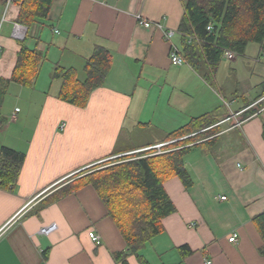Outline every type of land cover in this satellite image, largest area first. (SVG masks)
I'll list each match as a JSON object with an SVG mask.
<instances>
[{"label":"crops","instance_id":"0c3cea01","mask_svg":"<svg viewBox=\"0 0 264 264\" xmlns=\"http://www.w3.org/2000/svg\"><path fill=\"white\" fill-rule=\"evenodd\" d=\"M184 2L53 0L47 19L29 31L26 43L41 50L45 60L31 92L19 89L21 105L9 116L2 115L0 134L16 133L11 136L14 143L6 135L0 145L22 151L25 157L13 189H0V264H117L112 253L124 250L125 242L90 185L45 205L44 200L80 177L82 170L112 155L144 147L154 149L152 154L180 148L164 147L184 137L161 141L205 113L219 119L213 125L219 130L208 137L214 142L207 151L195 146L184 156L193 180L190 187L177 176L163 183L176 211L162 219L163 232L145 245L142 254L151 264H264L258 252L262 239L252 222L264 212L261 110L244 119L241 112L238 118L243 109L236 90L228 98L221 93L217 72L209 82L187 62L172 65L170 43L158 29L136 20L139 14L178 31ZM2 12L0 2V20ZM17 12L18 7L11 5L0 23L4 79L10 78L20 48L10 36ZM171 43L181 52L179 31ZM97 45L111 57L103 85L91 91L84 107L60 100L61 81L52 79L55 65L72 67L83 79L85 59ZM236 57L223 56L231 61ZM258 76L259 83L264 72ZM155 128L163 130L161 139L134 141L137 132ZM158 144L162 145L157 148ZM52 222L55 231L38 232ZM89 231L98 234L99 244ZM232 232L237 233L235 242L228 240ZM182 244L193 252L182 257L177 250ZM127 261L137 264L134 256Z\"/></svg>","mask_w":264,"mask_h":264},{"label":"trees","instance_id":"16d2710c","mask_svg":"<svg viewBox=\"0 0 264 264\" xmlns=\"http://www.w3.org/2000/svg\"><path fill=\"white\" fill-rule=\"evenodd\" d=\"M52 1L14 0L18 7L15 21L26 26L27 32L25 38L19 41L20 48L10 78L0 77V130L5 122L1 106L9 84L31 88L36 83L45 55L37 47L28 46L26 39L33 26L47 19ZM209 25L211 28L207 29ZM178 31L182 36L181 54L184 59L205 80L211 82L225 51L241 57L245 55L248 45L254 43L258 46L260 56L264 39V0H185ZM189 36L193 38L191 43L187 42ZM110 65L109 51L98 45L85 59L83 79L77 77L74 68L56 64L52 79L61 81L57 97L72 105L84 107L91 91L103 85ZM256 87L258 92L253 98L241 95L239 109H245L241 113L242 119L261 110L264 139V78ZM218 120L211 113L192 117L184 125L168 132L161 141L184 137L164 147L180 148L159 154H152L154 149H150L134 154L135 159L82 174L44 200L43 205L81 186L90 185L125 242L124 250L112 253L114 261L117 264H129L127 258L134 256L137 264H151L142 250L156 235L163 232L162 219L176 211L163 183L177 176L185 188L193 184L184 166V156L195 146L207 151L215 139L208 137L219 130L218 126H213ZM24 157L22 151L0 145V189H13ZM252 222L262 239L258 252L264 256V212L255 215ZM177 250L182 257L193 252L186 244L178 246Z\"/></svg>","mask_w":264,"mask_h":264},{"label":"rangeland","instance_id":"374dc122","mask_svg":"<svg viewBox=\"0 0 264 264\" xmlns=\"http://www.w3.org/2000/svg\"><path fill=\"white\" fill-rule=\"evenodd\" d=\"M258 50V46L254 43H250L246 49V54L241 57H236L235 61L227 60L226 58H222V61L217 69V79L218 83L222 84V95L229 98V92L232 90H236L237 99L240 101L241 95H250V97H254L255 95V83H258L259 76L262 72H264V56L260 55L259 59H256L258 61H255V55ZM257 56V55H256ZM186 61V60H185ZM186 63V62H185ZM260 71H262L260 73ZM15 86V87H13ZM216 89L219 91V86L214 85ZM24 88L27 92H31V88H26L23 86H20L18 84L12 83V86H9L7 89V92L5 94L2 106H1V114L3 116H9L11 111L13 110L14 106L21 105L20 101L18 102L17 99L21 98L19 89ZM250 94H247V93ZM264 98V97H263ZM261 98V100L263 99ZM25 100V98L22 99V101ZM18 102V103H17ZM14 117V113H12ZM228 113L226 114V116ZM238 115L239 118V114ZM241 116V115H240ZM16 131H11L6 133L0 134V143L4 141V137H6L10 142L14 143L15 140H13L14 137L11 138L12 135L15 136ZM164 136V132L160 128L151 129L148 131H139L137 132V137H135L134 141H140L144 139L147 140H154V139H161ZM11 139H10V138ZM152 148L150 147H144L141 150H132L127 151L121 154L112 155L108 158L103 159L100 162H97L96 164L82 170L80 174H86L89 172H92L98 168L105 167L108 165H112L114 163H118L121 161H128L131 159H135L136 157L134 154H137L139 152L147 151ZM122 158V159H121ZM99 166V167H96Z\"/></svg>","mask_w":264,"mask_h":264},{"label":"built area","instance_id":"2783aa9c","mask_svg":"<svg viewBox=\"0 0 264 264\" xmlns=\"http://www.w3.org/2000/svg\"><path fill=\"white\" fill-rule=\"evenodd\" d=\"M0 2L3 4V12L1 15V20H0V23H1V22L6 20V15L8 13L9 7L14 4V0H0ZM136 20H137L138 24L143 26V27L158 29L161 32L163 39L170 43L169 60H170V63L172 65H182L186 62L183 55L179 51V49L176 47V45L171 43V39L174 37V35L176 33H178L177 30L167 28L163 24H161L160 22L148 20L139 14L136 15ZM210 28L211 27L209 25L207 27V29H210ZM26 32H27L26 26L18 23L15 20L11 22V31H10L11 38H13L14 40H17V41H21L25 38ZM192 39L193 38L191 36H189L187 39V42L188 43L191 42ZM262 46H263V50L261 52V55L264 56V39L262 41ZM224 56L227 58H231L233 56V53L230 51H225ZM244 110L245 109L241 110L240 112H238V114ZM161 145L162 144H158V145H156V147L158 148ZM220 199H225V197L220 196ZM56 227H57L56 223L52 222L48 225H44V226L40 227L38 232L42 235H49L50 233H52L53 231L56 230ZM88 235L94 241V243H96V244L100 243V237L94 231H89ZM236 237H237V233L232 232L231 235L228 237V240L230 242H235ZM206 263H209V261H207Z\"/></svg>","mask_w":264,"mask_h":264}]
</instances>
